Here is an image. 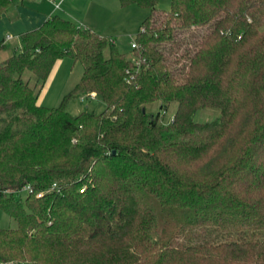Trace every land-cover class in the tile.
<instances>
[{
	"label": "trees",
	"instance_id": "obj_1",
	"mask_svg": "<svg viewBox=\"0 0 264 264\" xmlns=\"http://www.w3.org/2000/svg\"><path fill=\"white\" fill-rule=\"evenodd\" d=\"M158 1L119 0L150 9L131 57L58 14L0 44V264H264V0ZM65 55L80 81L43 106Z\"/></svg>",
	"mask_w": 264,
	"mask_h": 264
},
{
	"label": "rangeland",
	"instance_id": "obj_2",
	"mask_svg": "<svg viewBox=\"0 0 264 264\" xmlns=\"http://www.w3.org/2000/svg\"><path fill=\"white\" fill-rule=\"evenodd\" d=\"M171 2L172 0H159L157 7L169 11ZM149 13L150 9L137 4L121 6L119 0H93L88 7V15L94 22L92 30L112 40L120 52L130 57L132 55L131 41L134 40ZM82 73L83 65L79 61L74 62L68 55L58 59L38 97V103L46 107L59 106L64 97L80 81ZM175 106V103L170 106L168 115L174 112ZM65 108L71 115H77L82 111L100 113L105 109V104L100 96L92 98L88 96V93H73L66 102ZM157 109V104L151 107L152 112ZM218 114L217 110H206L198 114L197 119L208 120ZM0 227H16V222L2 210H0Z\"/></svg>",
	"mask_w": 264,
	"mask_h": 264
},
{
	"label": "crops",
	"instance_id": "obj_3",
	"mask_svg": "<svg viewBox=\"0 0 264 264\" xmlns=\"http://www.w3.org/2000/svg\"><path fill=\"white\" fill-rule=\"evenodd\" d=\"M92 2L93 0H14L9 9L0 15V44L17 45L21 34L39 28L49 16L55 14L92 29L94 22L88 15V7ZM7 36H11V39L7 40ZM7 55L6 48L0 49L1 60Z\"/></svg>",
	"mask_w": 264,
	"mask_h": 264
},
{
	"label": "built area",
	"instance_id": "obj_4",
	"mask_svg": "<svg viewBox=\"0 0 264 264\" xmlns=\"http://www.w3.org/2000/svg\"><path fill=\"white\" fill-rule=\"evenodd\" d=\"M7 40H10L11 39V36H7L6 37ZM138 46V44L136 43L135 40L131 41V48H136ZM88 96L92 97V98H95L96 97V94L94 92H91V93H88ZM25 191H31V188L29 185H26L25 188H24ZM5 193H10L9 191H4ZM37 196H41V193H38Z\"/></svg>",
	"mask_w": 264,
	"mask_h": 264
}]
</instances>
